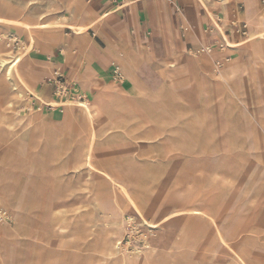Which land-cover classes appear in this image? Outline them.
Listing matches in <instances>:
<instances>
[{"label": "crops", "instance_id": "0c3cea01", "mask_svg": "<svg viewBox=\"0 0 264 264\" xmlns=\"http://www.w3.org/2000/svg\"><path fill=\"white\" fill-rule=\"evenodd\" d=\"M149 1L144 0L123 9H117L106 0H83V3L87 5V9L83 8L84 25L89 26L90 22L100 19L94 24L95 27L93 26L92 30H88L85 36L77 39L72 31L65 29L61 36L52 34L40 41L36 49H31L33 54L30 59L33 71L31 79L37 96L41 100L40 103L35 101L36 97L28 91H25L24 95L28 96L31 101L23 102L24 100L17 94L14 80L10 81L4 77V69L0 68V174L3 175L2 187L16 184L15 180L17 179L18 185L16 184L15 188L27 189L37 173L44 175L56 173L61 176V181L63 179L68 184L70 176H74L78 171L81 173L82 181L89 177L91 183V175L85 172L84 166L75 171L71 164L73 159L70 151L74 150L76 146L72 140L80 134L84 123L78 105L63 102L57 108L49 111L39 107L41 103L55 102L52 94L53 89L46 82L54 72L62 74L67 81L75 82L78 90L88 98L104 91L108 85L106 95H111L117 102L120 101L116 98L120 94L112 87L123 90L130 84V81L126 78L122 85L114 84L111 80V71L113 66H121L124 56L130 57L129 72L140 81L145 93L157 95L158 105L163 109L164 120H169V115H171L181 124L182 120L191 121L196 114L203 124L208 109L218 108L222 118L225 119L230 138L235 135L243 139L244 129L248 128L250 132L257 130L262 133L260 138L264 142L263 129L255 117V112H264V63L260 62L257 65L255 62L254 64L249 57V50L252 49L251 51L255 53L260 45L238 49L240 43L249 36L248 26L245 37L233 33V26L240 23L246 24V22L238 20L225 26L224 35L228 47L214 49L208 54L197 53L201 48L213 46L217 42H223L224 39L218 33L209 32L213 25L198 0ZM263 2L264 0H259L264 15ZM210 9L215 12L213 7ZM14 12L17 15L23 14L20 8H15ZM236 12L239 15L244 14L245 4L243 1H237ZM215 20L219 24L222 23L218 18ZM0 32L9 39L13 38L16 43V46L12 44L13 47L10 49L11 56L16 53L20 44H23L24 47L30 46L24 31L17 32L14 28L0 26ZM6 45L5 41L0 40L1 53L8 55ZM227 50L230 51L224 53ZM231 60H235V64L230 66ZM10 61L11 59L8 62ZM231 67L236 71L232 72ZM248 75L252 76L253 89L248 85ZM211 77L218 78V80L211 81ZM259 84L261 86L258 88ZM244 87H247L249 95H254L248 100L250 106L246 104L247 93L244 94ZM124 94L128 95L122 97L124 101H120L117 105L124 108L126 113H131L137 101H135L134 95L129 96L130 92L125 91ZM146 99L145 102L142 100L141 104L147 109L150 105ZM66 105H72L73 108L67 111ZM176 127L177 130L179 129V126L174 125L173 132L176 131ZM110 134L114 135L116 131ZM129 138L132 141L135 137L130 134ZM135 139L141 147V155H137L138 150L136 154L131 151L120 158L114 155L113 158L109 157L110 159L107 158L109 160L106 161L95 160V165L99 166L101 163L111 168L122 159L121 163L126 169L123 173L129 176L149 172V169H156L157 172L163 174L176 175L173 171L176 156L168 157L157 145L162 138L150 139L143 135ZM12 150H14L16 162L11 166L4 162V158L10 155ZM142 151L145 153L143 152V154ZM255 154L251 155V153L232 149L217 154L216 157L213 155L212 158L223 160L220 169V173L223 175L234 168L240 169L241 166L236 164V160L238 163L244 161L245 168L264 170L263 162L254 161L256 157L264 159V150ZM185 155L191 157L193 154ZM206 172L216 175L219 171L213 169V173ZM173 180L174 192L172 194L175 195L177 189L174 177ZM63 181L60 188L62 191L64 186H67ZM128 182L133 184L134 189L137 190L135 186L138 184L130 179ZM82 184L81 182L83 191L87 186ZM91 185L94 189L89 192L93 191L92 201L97 203V206L100 207L104 202L111 203L113 192L109 186L95 185L94 183ZM226 185L227 187L222 182L221 197L212 193L213 199L210 205L217 208L222 207L221 213L224 222L237 225L234 230L237 236H229L227 233V240L231 241V244L237 249L250 250L251 255L259 257L264 264V198H257L252 192L244 193L246 195L241 198H229L228 184ZM252 185L254 184H248L249 190ZM244 187L247 186L244 184ZM159 188L160 191L171 194L166 186ZM85 196L86 194L83 193L80 195L79 205H84ZM68 203L69 198L66 197L65 204ZM171 208L172 210L179 209V201H175ZM171 208L166 207L162 211L166 212ZM170 211L163 214L162 217ZM183 217L170 218L164 225L167 231L169 233H176L178 230L182 232L189 225L198 222L194 218ZM20 221L29 225L36 222L32 217ZM241 228L243 229L240 230ZM66 239L64 238V240ZM144 240L137 245L139 249ZM20 246L19 232L16 233L12 227H0V250L9 252V264H16V253L19 255ZM169 250L184 249L172 248ZM193 250L223 249L211 241V245L207 248L202 242L199 247ZM77 251L80 255L86 253L84 250ZM154 255L167 258L168 262L172 261L171 257H165V254L160 252H155ZM203 256V253L202 256L197 254L189 261L187 259L182 261L201 264ZM212 256L213 252L211 251L206 255V264H214L211 260ZM0 264L3 262L0 261ZM224 264H230V261L225 259Z\"/></svg>", "mask_w": 264, "mask_h": 264}, {"label": "rangeland", "instance_id": "374dc122", "mask_svg": "<svg viewBox=\"0 0 264 264\" xmlns=\"http://www.w3.org/2000/svg\"><path fill=\"white\" fill-rule=\"evenodd\" d=\"M154 1L157 2L160 0H152L149 2ZM237 1H243L245 4V0H224L226 9H228V6L231 3L236 6ZM2 2H8L10 5H12V7L20 8L24 15L38 16L39 18L32 19L31 22H33V24H35L36 22L46 23V26L34 27V42L31 44L28 53L17 68L20 74L25 75L27 74L25 72H29V83L24 85L18 82L15 84V88H17V91L23 92V102L27 103L31 101L29 100L28 96L24 95V92L28 91L36 97L35 101L40 103L41 100L37 96L35 86L32 85L31 78L33 76V71L31 70L30 59L31 57H33V54L31 53V49H36V46H38V43L40 41L45 40L52 34L61 36L63 30L66 29L71 31L68 25H80L82 24V21L73 20V18L71 17L72 8L68 6L61 7V9L58 8L59 2L57 0H54L53 2H50L49 0H0V3ZM198 2H200L201 6H203L207 16L209 14L208 10L212 11L210 8L213 7L215 9V12L213 13L215 15H218L214 17L218 18L222 22L221 24H219L215 20V18L212 19L210 18V15L208 16L211 21L213 20L211 22L213 28L209 31L212 34L218 33L226 41V37L224 35L225 26L238 20H244L248 26L249 36L248 38H246V40H243L240 43L238 49L246 48L252 43L264 41V37L261 36L258 37L257 35H255L254 38H252L253 32H251V22L246 17V15H249L246 4L245 12L243 15H239L238 17H230L225 16L224 9L222 8V3H220L219 1L198 0ZM83 8L87 9V5H85L84 3ZM259 8L262 14V19L264 21V15L260 3ZM63 15L66 16L65 23L54 25V20L56 18H61ZM23 23H27V20L22 16L17 15L16 12L0 10V26L14 28L17 32L24 31L26 32L28 38L30 32L29 30L24 28ZM92 29L93 28H90L89 30ZM259 31L260 29L258 28L254 29L255 33H258ZM86 34H84V36ZM3 37L7 38L4 34ZM81 37L83 36H79L76 38L79 39ZM7 39L11 41V47H13V45L16 46L13 38ZM22 45L23 44H20L18 46V49ZM227 52L229 51H224V53ZM251 58L252 62H257V60L259 59V64L262 61L264 63V49H256V52L252 54ZM122 59L123 60L121 61L123 64L121 63V66H118L117 68L121 73L122 78L129 79L130 84L125 86L123 90L115 89V87H113V89L120 94L117 96L122 102L124 101L122 97L128 95L124 94L125 91L133 93L134 99L135 101H137L133 106V110L131 111V113H126L124 108L115 109L114 113H111L110 117V119L113 120L114 125L109 127L110 130L108 131L107 129H105V127H98L96 125L94 126V128H92L88 123H86V120H84L83 128L81 129L80 134L72 140L74 143H76V146L74 147V150L71 149L70 155L72 157L73 155H75L77 150H85L88 145L92 147V154L94 155L96 161H100L101 159L106 161L110 159L109 157L113 158L114 155L120 158L121 156L125 155L126 153L128 154L131 151H133L134 154L138 152L137 155H141V147L139 146V144H137L135 138L142 137L143 135L150 139L162 138L157 145L165 152L168 157L176 156V164L173 166V171L176 175L173 176V174L168 173L163 174L157 172L156 169H149V172L129 176L123 173L126 169L124 164L121 163L123 162L122 159H120L121 161L119 160L118 163L111 168H108L105 166V164L101 163L99 166L95 165L96 167H99V169L106 171V173L113 177V179L116 181V192L118 196L121 195L118 184L124 183L123 185L126 188L125 190L128 191V193H130L133 198H137L139 195L148 197L149 203L154 204L152 206L154 210L144 212L143 216H138L136 213H133L131 211L127 212L125 209H118L115 205L112 206V200L110 201L111 203H101V208L97 206V203L92 201L93 191L89 192L90 190L94 189L93 186L89 184V177L85 178L84 181H82V185L88 187L89 184L90 189H87V187H85L83 191L81 184L77 183L76 180H70V178L68 184L67 181L65 182L62 179V181L66 183L68 187L64 186V190H60V188L62 187L61 176L56 173L50 175L37 173L32 183L28 186L27 189L24 190L15 188L18 185V180L16 179L15 181L17 185L9 184L7 186L9 190L15 188L19 194V199L21 200L23 198V200L33 203L35 201H39L43 205V208L41 207L40 210L41 213L45 215V218H47L48 221H53L54 224H57L58 226L65 227L64 230L61 231L60 229L59 233L51 238L52 240L50 241V248H47V250H36L37 253L38 251L40 252V262L38 261L37 264H53V256L60 257L59 263L57 262L56 264H114V260L106 258L105 253H103L102 250H98L97 248L101 236H103L106 230L110 226H112V222H107V219L109 218L107 217V214L111 210L112 212L110 214H112V216L115 215L114 220H117L116 227L119 230L120 236L118 246L119 248L117 249H119L121 253L129 254H126L127 257H131L130 254H132L133 251L130 249V251H128L127 249L123 248L121 246V242L125 240V236L129 234V228H133L135 232L141 233L145 238L139 250H148L149 252H151L154 249L151 247H146L145 242L148 240V238H152L153 233L149 231L145 223L159 225V228L167 231L164 225L170 220V218L177 216H184L183 218H187L186 214L184 213L194 207L198 209L202 208L205 211H207L206 208L208 207L213 216H215V221L217 223L216 227L220 229L223 239L226 241V243L217 242L215 244L219 248L223 249L217 250V252L221 251L220 253H224L225 251H227V249L247 250L246 248L237 249L231 244V241L227 240V233L229 234V236H237V233L234 231L237 225L225 223L223 220V215L221 213L222 207H214L210 205V202L213 199L212 193H215L217 197H221L220 193L222 191V182L225 183V187H227L226 184H228L227 192L229 194V198H241L246 195L244 193L249 192L255 193L257 198H264V170L245 168L244 161H240L241 163H238V160H236V164L238 166H241L240 169L237 170L234 168L230 172H227L223 175L220 173V169L223 165V160L212 158V156L215 155L216 157L217 154H221L232 149H238L246 153H251V155L253 150V153H258L262 150L253 148V141L250 140V137L246 133L245 129L243 139L235 135L230 138V133L227 130L225 119L222 118L220 110L218 108L208 109L207 113L205 114L206 120L203 124L200 122L198 115L196 114L191 121L182 120L180 124L174 118H172V116L169 115L167 111L166 113L167 115H169V120H164L163 109L158 105L157 95L153 96L147 95L145 93L140 81L129 72L130 58L128 57L127 62H125L124 58ZM233 63L234 60H231L230 66ZM234 71H236V69ZM211 78V81L218 80V78L215 77ZM137 91H139L138 94ZM79 92L80 95L85 96L80 90ZM100 95L101 93L99 92L94 97H85H87V101H89L92 106H96V101L100 98ZM129 96L131 95L129 94ZM145 99L149 101L150 105L147 109L141 104L142 100H144L145 102ZM49 104L53 107L58 106L55 102ZM65 108L68 111L69 109L73 108V106L66 105ZM81 115L83 117L82 112ZM174 125L179 126L178 130L176 127L175 132H173ZM113 131H116V134L111 135L110 133ZM130 134L135 137L132 141H130L129 138ZM108 143H112L114 146H106L105 144ZM218 144L221 145V148L218 147ZM143 152L145 153V151H142V153ZM185 154L193 155L191 157H188ZM12 155H15L14 150H12L10 155L4 158V160H6L7 158L13 160L12 164H8L11 166L16 162L15 158H11ZM261 159L263 158L256 157L254 161H256L257 163H261ZM213 169H217L219 172L216 175H211L208 172L205 173V171H211L213 173ZM172 176L174 177L176 182L177 190L175 195L172 194L174 192V180ZM1 177L3 178V175L0 174V178ZM129 179L130 181H134L136 184H138L135 186L137 190L134 189L133 184H130L128 182ZM237 184H239L238 187ZM244 184L247 187H244ZM248 184H254L255 186L252 185L249 190ZM162 186H166L167 190L171 192V194L160 191L159 187ZM66 188L68 189L66 190ZM82 193L86 194L85 203L84 205H79L80 195H82ZM196 196H198V198ZM66 197L69 198L68 204H65ZM192 199L194 200L193 202L191 201ZM197 199H199L198 203L196 201ZM134 200L136 201V199ZM177 200L179 201V209L172 210L171 206ZM53 203L56 204L55 206L57 214L52 213V210L54 209ZM0 205H2L5 211H7L11 216L10 223L1 221L0 219V225H7L10 227L14 226L13 207L9 204L5 205L3 203H0ZM155 207L157 208L155 209ZM166 207L171 209H168L166 212L162 211ZM65 209H69L70 211L62 215L60 212L64 211ZM168 211L170 212L166 216L162 217L163 214L167 213ZM82 212H87L91 216L90 222H88L87 219H84L87 220L86 223L81 220H75L79 215L82 214ZM181 212L183 214H181ZM64 218L69 219L67 221H61ZM195 220L198 222L189 225L186 229H183L182 232L180 231L178 233V246L183 245L184 247L182 249L184 250H193L199 247L202 242L207 248L208 246H210L208 245V243L213 240V236L215 235V232L206 229L207 227L202 222V219ZM242 229L243 228H241L240 230ZM86 231V236L82 235L83 238L85 237L84 243H87L83 249L86 253L82 254L83 256H86L83 257L82 255H80V253H78L77 250H72L71 248V246L79 245V243L76 242L74 244H70L69 239L71 238L70 234L72 233ZM64 238L67 239L64 240ZM149 240L151 241V239ZM228 246H230L231 248ZM158 248L161 249L160 247ZM50 251L54 252L51 253ZM207 251L208 250H198L196 252V255L198 254V256H202L203 253L204 256H206L208 254ZM57 252H59V254ZM218 256L219 254H213L212 258H217ZM119 257L120 256L117 255L116 258ZM202 258L201 264H203L204 262L202 261ZM0 261L3 262V264H9V252L7 253L3 250H0ZM16 264H18L17 253Z\"/></svg>", "mask_w": 264, "mask_h": 264}, {"label": "bare ground", "instance_id": "6f19581e", "mask_svg": "<svg viewBox=\"0 0 264 264\" xmlns=\"http://www.w3.org/2000/svg\"><path fill=\"white\" fill-rule=\"evenodd\" d=\"M49 1L53 2L54 0H49ZM57 1L59 2L58 8L60 9L61 7H67V6L72 8L71 17L73 18V20L82 21V24L80 25H68L70 30L73 31L76 37L84 36V34H86L87 31L90 28H92L94 24L99 22L100 20L98 19L95 22L93 21L90 22L89 26L84 25L83 23V20H84L83 0H57ZM215 1H219L220 3H222V8L224 9L225 16H230V17L239 16V14L236 12V6L234 4L231 3L228 6V9H226V4H224V0H215ZM245 4L247 7V11L249 12V15H246V17L248 20H250L251 26H252L251 27V32H253L252 38H254L255 35H257L258 37L260 36L264 37V21L262 19V14L260 12L258 0H245ZM15 8L17 7H12V5H10L8 2L0 3L1 11H13L14 12ZM208 13H209L208 16L210 15V18L212 19L214 18V16L215 17L218 16V15H215L210 10H208ZM20 16H22L24 19L27 20V23H23V25H24V28L29 30L30 32V35L27 38L30 43L29 47L28 46L24 47L22 45L20 46L18 51L14 55L11 56L10 54L11 52L10 49H12L11 41L3 37V34L0 32V40L5 41L7 43L6 48H7V54H8V55H6L5 53L3 54L0 51V68L4 69V72H3L4 77L8 78L10 81L12 79L14 80L13 82L14 86H16L15 84L18 82L24 85L29 83V79H28L29 72L28 71L25 72L27 73L25 75L20 74L17 68H18V65L24 59V57L26 56V54L28 53L31 47V44L34 42V36H33L34 29H35L34 27L46 26V23L36 22L35 24H33V22H31L32 19L39 18L38 16H31V15H24V14ZM65 18H66L65 15H63L61 18H56L54 20L55 21L54 25L64 24L66 20ZM159 23L161 24V22ZM256 28L260 29L258 33L254 32V29ZM256 45H260L259 49L261 50L264 49V41L252 43L250 47H255ZM230 50L233 51L232 49ZM251 50L252 49L249 50L250 59H252L251 57L253 54ZM10 59L11 61L8 62ZM124 59H125V62H127L128 57L124 56ZM258 60L257 62L254 61L253 63L255 64L256 62V64L259 65ZM233 64H235V60ZM231 70L234 71L235 69L232 68ZM248 78H249L248 85L251 89H253L252 76L248 75ZM260 86L261 85L259 84L258 88ZM107 87L108 85L104 88V91L100 92L101 95H100V98L96 101L97 102L96 106H92L89 103V101H87L86 104L78 105V107L80 108V111L83 113V119L86 120V123H88L92 128H94V126L96 125L98 127H105V129H107L108 131L110 130L109 127L114 125L113 120L110 119L111 113H114L115 109H121L122 107L117 105V103H119L120 101L117 102V100L113 99L111 95H106ZM243 90H244V94L247 93L245 96L246 104L250 106V102H248V100L254 95H249L247 87L246 88L244 87ZM138 93L139 91H137V94ZM17 94L19 98H22L23 92L17 91ZM130 95L133 96V93L130 92ZM116 98L120 100L118 96ZM255 117L264 132V112L262 113H260V111L255 112ZM245 131L249 135L250 140L253 141V145H254L253 148L264 150V144H263L264 142H263V139L260 138V136H262L263 134L257 132V130H255L254 132H250L248 128H245ZM105 145L106 146L109 145L108 147L114 146L112 143H108ZM218 147L221 148V145L218 144ZM92 150L93 149L90 145H88L85 148V150L83 149H80V151L77 150L75 155L72 156V159H73V162H71L72 169L75 171H78L80 167L84 166L85 172L91 175L90 177L91 183H94L95 185L105 184L109 186L113 192L112 206L115 205L118 209H121V210L125 209L127 212L131 211L133 213H136L138 216H143L144 212H148L149 210L151 211L154 210L152 208L154 204L149 203L148 197L139 195L137 198L136 197L133 198L131 194L125 190L126 188L123 185L124 183L118 184L119 189H120L119 191L121 194L118 196L116 192V181L113 179V177L108 175L106 171H103L99 169V167L95 166V163H94L95 157L92 154ZM253 151H252V155L255 154L253 153ZM11 158L16 159L15 155H12ZM4 162H6L7 164H12L13 160L7 158ZM70 180H76L77 183L81 184L82 182L81 173L78 171V173L74 174V176H70ZM2 181H3V178L1 177L0 178V203H3L5 205L9 204L13 207L14 226H12V228L15 229L16 233L19 232L20 237H21V246H20L21 250L18 255V263L19 264H37L38 261L40 262V257H39L40 252L38 251L37 253L36 250H47V248H50V241L52 240L51 238L54 235H57L60 229L61 231L64 230L65 227L58 226L57 224H54L53 221H48L47 218H45V215L41 213L40 208L41 207L43 208V205L39 201H35L33 203V202H28L26 200H23V198L22 200L19 199V194L17 190L15 188H13L12 190H9L7 186L2 187L1 186ZM196 197L198 198V196ZM134 199H136V201ZM196 201L198 203L199 199H197ZM55 205L56 204L53 203V206H54V209L52 210L53 214H57ZM156 208L157 207H155V209ZM206 209L207 211L203 210L202 208L198 209L194 207V208L189 209L184 214H186L187 218H194L198 220L202 219L203 220L202 222L207 227L206 229H209L215 232V235L213 236V240H212L213 244H216L217 242L226 243V241L223 239L220 229L216 227L217 223L215 221V216H213L212 212L210 211L208 207ZM69 211H70L69 209H65L64 211H61L60 213L64 215L68 213ZM111 212L112 210L109 211V213L107 214V217H109L107 219V222H114V223H112V226H110L106 230L105 234L101 236L99 240V244L97 245V248L98 250H102L103 253H105L106 258L110 260H114L115 261L113 262L114 264H190L189 262L186 263L183 261H185L186 259L187 261H189L190 259L196 256V252L198 250H169L172 248L182 249L184 247L183 245L178 246L177 237L179 236L178 235V233L180 232L179 230L176 231V233L174 232L169 233L168 231H165L159 228V225H152V224L145 223L149 231L153 233L151 241L147 240L145 242L146 247H151L153 249L160 247L162 250H152L151 252H149L148 250H140L139 252L133 251L132 254H130L131 257L130 256L127 257V255L129 254L126 253L127 254L126 255L124 253H121V251L117 249L119 248L118 246H119L120 236H119V230L116 227L117 220L116 221L114 220L115 215L112 216V214H110ZM181 214L183 213L181 212ZM29 217L35 218L37 222L29 225L24 221H20V220H26ZM6 218L10 220L11 216L8 214L7 211H5L4 207L0 205V219L1 221L7 222ZM68 219L64 218L61 221H67ZM84 219H87L88 222H90L91 216L87 212L86 213L82 212V214L79 215L75 220H81L86 223L87 220H84ZM0 227L3 228V227H10V226L0 225ZM86 233L87 231L70 234V237H71V238L69 237L70 244H74L76 242L79 243V245L71 246L72 250H83L84 249L87 243H84L85 237L83 238L82 235L86 236ZM208 245H211V242L208 243ZM210 251L213 252V254H219L217 258H211L214 264H224L225 259H228L230 261V264H262V261L259 257H254L253 255H251L250 250H228L227 249V251H225L224 253H220L221 251L217 252V250H208L207 253H210ZM155 252H160L161 254H165V257L166 256L171 257L172 261L168 262L167 258H162L161 256L154 255ZM57 253L59 254V252ZM117 255H119L120 257L116 258ZM59 258H60L59 256H53L52 257L53 264H56L57 262L59 263ZM205 258L206 256H203L202 258V261H204L203 264H206Z\"/></svg>", "mask_w": 264, "mask_h": 264}, {"label": "built area", "instance_id": "2783aa9c", "mask_svg": "<svg viewBox=\"0 0 264 264\" xmlns=\"http://www.w3.org/2000/svg\"><path fill=\"white\" fill-rule=\"evenodd\" d=\"M109 4L113 5L117 9H123L125 7H128L130 5L136 4L138 2L144 1V0H106ZM264 3V2H263ZM234 27V32L237 35H240L242 37L246 36V30L247 25L245 23H240L237 26ZM183 30V28H181ZM228 47L226 44V41L223 39V42H217L213 46L204 47L201 48L197 53H210L214 49H224ZM111 80L116 85H122L124 83V78H122L121 73L118 71L117 66L112 67L111 71ZM47 84L52 86L53 88V96L55 99V102L58 104H63V102H71L77 105H83L87 103V97L80 95V92L78 90V87L75 82L67 81L65 77L58 73L54 72L53 76L49 78L47 81ZM51 106L50 104L41 103L40 109H46L47 111L57 108ZM6 221L10 223V220L6 218ZM133 234V235H132ZM121 242V246L128 251L132 250L135 252H139V248L137 245L141 244L144 240V237L141 233L135 232L133 228H129V234L125 236ZM130 249V250H129Z\"/></svg>", "mask_w": 264, "mask_h": 264}]
</instances>
